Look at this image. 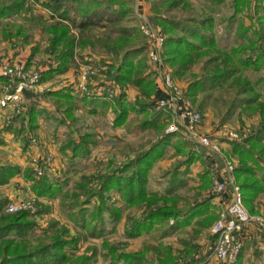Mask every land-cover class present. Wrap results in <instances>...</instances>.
<instances>
[{"label": "rangeland", "instance_id": "obj_1", "mask_svg": "<svg viewBox=\"0 0 264 264\" xmlns=\"http://www.w3.org/2000/svg\"><path fill=\"white\" fill-rule=\"evenodd\" d=\"M78 1H82L80 4L85 8L82 12L91 13L96 10L95 12L99 13L103 9L105 11L97 25L90 26L84 31L70 25L69 33L76 37L77 42H79L68 68L73 70L71 72L73 77L69 80L67 77H61L63 74L61 76L54 75L43 90L44 92L66 85L75 86L81 68L95 61L106 66V71L104 70L105 72L103 71L100 75H93L87 80L88 90H93L99 86L105 88L111 83L114 69L119 65L124 50L141 46L144 48L143 55L137 56L133 61L134 64L138 65L142 62V57L144 58L145 66L142 70V76L152 79L156 90L157 80L162 82V76L169 74L172 82L182 92L181 101H185L193 110L202 113L201 133L215 139V135H223L231 131L239 135L240 139L237 142L243 143L256 131L261 120L264 119L260 107V105H264V84L257 81L264 75V64H261L263 66L258 69H240L225 83L204 92L189 95L187 88L194 79H200L206 74H212L215 70H219V68H225L222 58L226 54H231L232 50H236L238 47L246 49L247 53L252 54V56L257 54L255 51H251L253 48L257 52L264 51V0H248V4L242 6L240 10H236L237 3L234 0H116V3L112 2L111 6L107 0L106 2L105 0ZM57 3L62 4L60 11L69 10L70 18L76 21L82 20L83 14L74 9L76 5L74 0H33V2L28 3V10L0 19V62L5 59L3 54L8 51L10 46V49L12 47L19 50L23 49L22 51L25 53L28 52V54L26 53L27 58L25 57L27 61L20 63L24 65L26 71H39V66L47 67L58 63L56 61L57 53L49 49L51 34L48 32V28L57 22L66 25L71 22L59 18L60 11L55 12L50 8V5ZM122 9L125 10L120 13ZM110 17L115 20L110 21ZM161 18L188 23H193L195 20H210L211 27L203 30L213 37L214 46L209 50L200 47L198 50L201 53L208 51V54L200 53L193 57L192 63L180 75L173 74L175 66L166 62L163 56V48L160 55L161 68L147 56V42L140 26L148 25L154 31L165 36L159 21ZM262 63H264L263 60ZM40 84L39 79L34 89ZM113 85L117 93L116 96L111 99L104 96L96 97L109 103H114L115 98L120 93L128 95L129 100H136L140 97L139 89L134 85L127 84V86L121 87L117 82ZM73 93L74 103L82 106L80 97L83 95L79 92L73 91ZM44 103L47 104L41 106L46 107V109L44 108L43 113L37 116L33 129L29 126L26 118L27 104L24 111L9 121H6L5 111L0 110V165H18L17 161L23 159L19 176L21 180L15 181L17 176H14L8 183L1 185L0 199H7V202L11 200H34L33 208L21 210L29 211L32 214L37 213L32 218L36 223L35 229L24 240V243L27 244V250H32L38 244V240L43 237L42 230L50 228L49 225L54 223L55 226L53 227L56 230L68 227L72 235L84 234V231H80L72 225L67 213L62 211L61 204L68 205L74 201L81 202L84 199L83 187L94 190L99 185V180L96 177L106 175L112 169L131 160L149 148L163 133L175 134V136L172 138V143L167 147L165 155L156 160L160 161L158 163L155 161L148 172L147 186L150 191L161 193L165 190L170 183L171 177L169 178V176L174 168L178 166V171L184 169L179 164L186 159L185 153L189 149L203 155L206 164L200 161L194 162L199 168L202 167L201 172L206 166L211 172L210 183L203 188L199 173L195 174L190 164L186 175L177 176V179L184 180L185 184L175 188L168 195L166 206H173L175 210L185 211L207 196L220 195L221 193L213 190L212 176L213 174H218L220 178H225V175L228 176L227 173L223 174L226 160L230 161L233 166L231 174L234 183L238 186L234 174V169L238 166V159L232 151V141L216 138L220 152H213L191 140L182 132L167 131V127L173 118L171 111L167 108L159 111L155 110L154 107L149 108V112L156 113L158 111L161 114L160 121L155 128L141 129L138 126L148 115L131 112L121 125L114 126L115 114L111 110V105L99 108L97 113L92 114L88 112L87 106H83L81 109H78V106H71L73 100L58 101L48 97ZM36 106L38 109L40 108V104H36ZM93 129L101 132L99 143L102 148L98 150L96 155L89 158L77 157L78 160H74L71 155L67 156L59 151L68 136H73L75 133L77 136L84 130ZM178 143L183 146L184 153L175 151L173 145ZM31 149H34V152H31ZM26 152L29 154L26 155ZM38 170L42 171L41 175L37 174ZM26 171H32L33 176L37 179L46 177L51 183L58 182L64 185L61 195L51 199L45 196H37L30 188V181L25 178ZM85 178L91 179L90 182H84ZM190 181L195 184H191ZM108 195L109 201L120 207L119 220L114 222L110 215L105 213V233L102 237L81 240L66 261L49 264H74L77 256L91 255L92 252L95 253L96 260L91 264H117V259H114V256L102 257V253H107V249L104 247L105 243L116 250L115 254L119 252L128 253V244L123 238L124 225L126 228L129 219L144 216L149 208L155 210L163 205L162 200H159L158 203L151 204L150 207L145 203L129 206L114 190L110 191ZM96 203L97 200L92 202L90 209ZM245 206L248 210V206L246 204ZM4 213L6 212L4 211ZM251 214L260 215L258 213ZM191 221L192 219L188 222L190 225L187 228H180L169 233L166 237L163 236L164 230L170 229V227L173 229L175 226L176 222L173 218L159 221L148 232H143V237L139 238V243L136 246L139 245L138 252L144 257L147 255L144 264H158L159 260L166 264H179L186 257V254L199 256L201 260L198 264H215L213 262L215 259L213 260L211 256V243L207 245L204 254L198 251V245L201 243L203 234H206L208 230L205 232L201 225L196 223L193 225L194 223L192 224ZM205 222L203 221V223ZM211 222L212 220H209L206 223L212 225L213 222ZM50 233L49 231L45 235H50ZM8 238H12L16 243L22 242L18 237L9 236ZM254 248L256 256L264 259V251L256 250L255 245ZM242 250L243 244L241 242L233 264L238 261ZM119 264L125 263L121 260Z\"/></svg>", "mask_w": 264, "mask_h": 264}, {"label": "trees", "instance_id": "obj_2", "mask_svg": "<svg viewBox=\"0 0 264 264\" xmlns=\"http://www.w3.org/2000/svg\"><path fill=\"white\" fill-rule=\"evenodd\" d=\"M74 2H76L74 9L83 14L80 21L70 18L68 9L60 11L62 4L50 5L53 11H60L59 18L71 23L66 25L57 22L48 28V32L51 34L49 49L57 53L56 61L58 63L40 71V82L68 70L74 57L75 48L79 44L76 37L69 33L70 25L84 31L90 26L97 25L105 11L103 9L99 13L95 12L96 10L91 13H85L82 12L85 9L84 6L80 4L82 1L74 0ZM107 2L111 6L112 2L116 3V0H107ZM234 2L237 3L236 10H240L242 6L248 4V0H234ZM28 8L29 4H27L26 0H0V19L26 11ZM124 10L122 9L120 13H123ZM110 18V21L115 20L112 17ZM159 21L166 34L163 45V56L166 62L171 66H175L173 72L175 75H180L189 67L193 61V57L201 53L198 50L200 47L209 50L215 44L213 37L203 30L211 27L209 19L195 20L193 23L165 20L162 18ZM143 49L141 46L125 49L119 65L114 69L112 77L121 87H125L127 84L136 86L140 93L138 99L130 102L124 93H120L115 98L114 103L102 100H84L94 107L99 106L104 108L111 105L112 111L115 114L113 120L114 126L121 125L130 112L148 115L138 126L141 129L147 127L155 128L156 124L160 121L161 114L158 111L156 113L149 112V108L153 105L152 96L155 92V83L152 79L142 76V70L145 66L143 63L144 58L142 57V62L138 63V65L134 64L133 61L137 56L143 55ZM251 51H255L257 54L252 56V54L247 53L246 49H241V47L232 50L231 54H226L222 58L226 67L219 68V70H215L212 74H206L200 79H194L188 85V94L194 95L197 92H204L215 86H219L240 69H258L262 67L263 65L261 64H264L262 63V60L264 61V51L257 52L254 48ZM201 54H208V51H204ZM0 81L8 83V79L3 76H0ZM257 81L264 84V75ZM71 91L73 89L66 86L43 93V96H49L58 101L71 100ZM36 104V101H31L26 110V118L32 129L35 127L37 116L43 113V110L38 109ZM260 107L261 115L264 117V105H260ZM91 112L94 113L95 109H91ZM173 136L175 134L163 133L149 148L137 154L131 160L112 169L106 175L96 177L99 180V185L94 190L81 187L83 190L82 194L84 195V199L81 202L74 201L68 205L61 204L62 211L67 213V217L72 225L80 231H84V234L72 235L68 227L56 230L53 227L55 226L54 223L49 225L50 228L43 229L42 234L44 235L38 240V244L32 250H27V244L24 243V240L35 229L36 223L32 218L37 213L32 214L29 211L4 213L3 209L7 203V199H0V264H49L66 261L81 240L100 238L104 235L105 213L110 215L114 222L119 220L120 207L112 204L114 202L109 201L110 197L108 194L112 190L117 192L119 197L129 206L145 203L150 207L151 204H156L159 200H162V207L155 210L149 208L144 216L128 220L125 235L131 238L143 232H148L154 224L167 218L175 219L177 224H185L193 217L206 213L212 195L195 203L185 211L175 210L173 206H166L168 195L175 188L185 184V181L177 179V176L186 175L188 167L194 162L200 161L206 164L203 155L191 149L185 153L186 159L179 164L184 169L178 171V166L174 168V171L169 176V178L171 177L169 179L170 183L163 193H155L148 189V172L152 168L153 163L165 155L167 147L172 143ZM93 144L94 140L91 134L79 135L78 141L73 137H68L62 145L61 151L65 152L68 149L73 158L83 157L89 153L90 146ZM173 146L177 153L185 152L183 146L179 143ZM231 148L238 159V166L234 169V174L240 187L243 202L252 209L253 200L259 193L264 191V177H258L255 168L258 167V158H264V119L261 120L256 131L245 142H231ZM20 173L21 168L18 165H0V186L8 183L11 178ZM210 173V169L207 166L199 173L203 188L207 187L210 183ZM25 174L26 180L30 181V188L37 196H45L51 199L61 195L64 185L58 182L51 183L46 177L37 179L33 176L32 171H26ZM90 180L85 178L84 182L89 183ZM95 200H97V203L90 209V204ZM49 231L51 232L50 235H45ZM9 236L18 237L22 242L16 243L12 238L9 239ZM104 247L107 249V253H102V257L104 258L114 256L115 259L123 260L125 264H144L142 255L124 253L117 255L115 254L116 250L111 245L105 243ZM95 260L96 255L92 252L91 255L77 256L74 264H91ZM194 263L195 260L192 259L191 261L186 260L182 264Z\"/></svg>", "mask_w": 264, "mask_h": 264}, {"label": "built area", "instance_id": "obj_3", "mask_svg": "<svg viewBox=\"0 0 264 264\" xmlns=\"http://www.w3.org/2000/svg\"><path fill=\"white\" fill-rule=\"evenodd\" d=\"M33 0H27V4ZM141 32L146 38L147 56L158 66H161L160 55L162 53L165 36L154 31L148 25L140 26ZM50 66L45 67L46 69ZM106 66L98 61L91 62L81 68V72L73 87L75 92H79L86 97L104 96L112 98L117 95L114 90L116 82L112 79L107 87L101 86L88 90L87 80L93 75H100ZM161 68V67H160ZM106 71V70H105ZM104 71V72H105ZM0 76L8 79V83L0 88V109L5 111L6 121L20 114L26 109V104L20 90L22 88L34 89L40 79L39 71H26L23 64L11 63L7 59L0 62ZM162 90L164 97L156 99L152 108L155 110L169 109L172 113V122L168 125L167 131L182 132L191 140H194L201 146L210 149L213 152H220L216 138H223L226 141L237 142L240 137L237 133L228 131L223 135H215L213 139L200 131L202 113L193 110L185 101H181V90L172 82L169 74L162 76ZM233 166L226 160L224 173L228 176L220 178L218 174H213L214 191L219 193L228 192L230 194L229 202L218 211L216 219L213 221L209 232L213 236L211 256L215 259V264H233L240 248V235L245 226L258 224L264 231V213L260 215L251 214L242 199L239 186L234 183L232 177ZM42 174L41 170L37 171ZM34 200H11L4 206L6 213L18 212L33 208ZM151 264V263H150Z\"/></svg>", "mask_w": 264, "mask_h": 264}, {"label": "crops", "instance_id": "obj_4", "mask_svg": "<svg viewBox=\"0 0 264 264\" xmlns=\"http://www.w3.org/2000/svg\"><path fill=\"white\" fill-rule=\"evenodd\" d=\"M7 50L8 51H6V53H4L3 55H5L4 58L7 59L8 61H10L11 63H24L25 60H26L25 57L28 56L27 55L28 52H26L27 53L26 54L25 51H22L23 49L19 50V49H15V48H12V47L10 49V46H9ZM32 66H33V64L31 65V67ZM38 68L40 69V71H43V70L46 69L45 67H41V66H39ZM72 71H73L72 69H68L67 71L62 73L63 76H61L62 74H56V75H60L61 77H64V78L67 77L70 80L73 77V74L71 73ZM51 78H49V80L47 79L45 81L40 82L41 84L39 86H37V88H35L33 90V91L37 92L38 95H40V98H32L31 101H36L37 105L40 104V108L39 109H42V110L44 108L46 109V107H43V106H45V104H47V103H44V102L46 101V99L49 96H43V93H47L48 91L61 89V88H64V87L67 86L66 85V86L56 87V88H54L52 90H46L44 92L43 90L47 87V85L49 84V81L51 80ZM71 81H73V80H71ZM4 85H6V83H4L3 81H0V88L3 87ZM68 87L73 89V91H74V88H73L74 85L73 86L69 85ZM73 91L70 92V95L72 97V99L70 101L73 100V105H71V106L76 107L78 105H76V103H74V99H73L74 98L73 97L74 93H73ZM164 96H165V94H164V92L162 90L161 81L157 80V82H156V90H155V92H154V94L152 96V100L155 101L156 99L162 98ZM80 98H81V102L80 103L82 104V106L79 105L77 107L78 109L83 108V106H87L89 113H92L91 109H93V108L95 109L94 113H97V111H99V108H101L99 106H95L94 107L92 104L84 101L85 99H87V100H99L100 101L101 100L100 98H97V97H86V96H81ZM126 98L130 102L135 100V99L129 100L128 99V95L126 96ZM41 105H43V106H41ZM27 107H28V105H27ZM150 108H152V107H150ZM130 114H131V112L128 114V116H130ZM82 134H91L92 137H93V140H94V144L90 146L89 153L87 155H85V157L89 158L92 155H96L98 150H101V148H102V146L99 143V140L101 138L100 137L101 136V132H99V130H97V129H93V130H84L83 132L80 133V135H82ZM75 135H76V133H75ZM75 135L68 136V137H73L74 139H76V141H78L79 135H77V136H75ZM30 151L34 152V149H31ZM59 151L61 153L65 154V155H67V156L71 155V152L68 149L65 150V152H63L59 148ZM27 154H29V153L26 152V155ZM24 159H26V158L24 157ZM74 160H78V158L76 157V158H74ZM159 161H156V163H158ZM17 163H18V166L21 167L22 164H23V159L17 161ZM192 164H191V166H192L191 169L194 170L195 174L201 173L202 167L199 168V166L195 165L194 163H192ZM197 164H199V163H197ZM255 168H256V175L258 177H261V176L264 177V158H258V167H255ZM16 176H17L16 177L17 179H15V181L21 180L19 178L20 174H18ZM197 177H198V175H197ZM197 180H198V178L196 179V181ZM263 181H264V179H263ZM190 183L193 184V185L195 184L193 181H190ZM28 185H29V183L26 186L28 187ZM161 193H163V191ZM11 194L14 195L13 192H11ZM229 200H230V194L228 192H224V193H222L220 195L212 196L210 198V201H209L208 211L206 213L200 215V216H195V217L192 218L191 223L192 224L194 223L193 225H196V224L197 225H201L203 230H205V232L208 230V232H206V234L205 233L203 234V238L201 239V243H200L201 245L200 244L198 245V251L201 252L202 254H204L206 252L207 245H209L210 243L212 244V242H213V236L209 232V228H210L211 224H207L206 222L209 221V220H212V222H213L215 220V218L217 217L218 211L220 209H222L229 202ZM248 208H249L248 210L251 213H256V214L257 213L258 214H263L264 213V191L259 193L256 196V198L253 200L252 209L249 206H248ZM252 211H254V212H252ZM181 219H183V218L181 217ZM203 221H206V222L203 223ZM189 225H190V223H185V224H177V223H175V226L173 227V229H172V227H170V229L168 228L167 230L166 229L164 230L163 236L166 237V236L169 235V233L175 232V231L179 230L180 228H187ZM125 226L126 225H124V228H123V238L126 240V242L128 244L127 245L128 253L126 252V254L142 255L140 252H138L139 245L136 246V244L139 243V238L143 237V235H142L143 233L139 234L138 236L132 237V238L131 237H127L125 235V229H126ZM239 240L243 244V250L240 253V256H239L238 261L236 262V264H262V263H264V259H261L260 257L256 256L255 248L253 249V246L255 245L257 247L256 250L259 249L261 251H264V231H263V228L260 225L254 223V224H250V225L245 226L244 229H243V232L240 235V239ZM132 251H135V252H132ZM119 254H122V253L119 252L117 255H119ZM185 256L186 257L183 260H181L179 264H182L186 260L187 261H191L192 259L195 260L194 264L200 263L201 259H199V256L187 255V254ZM146 258H147V255H145V257L143 256V262H145ZM114 259H115V257H114ZM119 261H121V259L120 260L117 259L116 263L119 264ZM213 262L215 263V261H213ZM161 263L162 262L159 260L158 264H161ZM167 264H171V263H167ZM173 264H175V263H173ZM211 264H213V263H211Z\"/></svg>", "mask_w": 264, "mask_h": 264}, {"label": "water", "instance_id": "obj_5", "mask_svg": "<svg viewBox=\"0 0 264 264\" xmlns=\"http://www.w3.org/2000/svg\"><path fill=\"white\" fill-rule=\"evenodd\" d=\"M20 92L22 94L25 104L27 105L30 104L32 98H40V95H38L37 92L27 88H22Z\"/></svg>", "mask_w": 264, "mask_h": 264}]
</instances>
